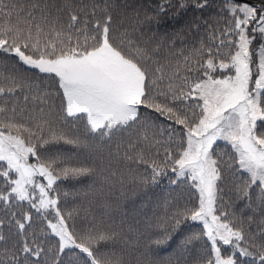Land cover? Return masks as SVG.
I'll list each match as a JSON object with an SVG mask.
<instances>
[{"label": "snow or ice", "instance_id": "obj_1", "mask_svg": "<svg viewBox=\"0 0 264 264\" xmlns=\"http://www.w3.org/2000/svg\"><path fill=\"white\" fill-rule=\"evenodd\" d=\"M209 8L218 11L205 18ZM129 19L142 33L178 27L149 49L131 38ZM202 26L207 45L173 51ZM165 39L175 63L158 58ZM218 140L231 146L227 159ZM113 161L133 173V194L183 178L196 202L169 211L166 201L142 247L104 218L77 231L59 182L107 184ZM0 162V203L30 206L10 213L14 242L0 233V264H264V0H163L151 14L135 0H0ZM225 189L252 213L239 226ZM189 220L201 229L180 237Z\"/></svg>", "mask_w": 264, "mask_h": 264}, {"label": "trees", "instance_id": "obj_2", "mask_svg": "<svg viewBox=\"0 0 264 264\" xmlns=\"http://www.w3.org/2000/svg\"><path fill=\"white\" fill-rule=\"evenodd\" d=\"M137 4L146 6L149 14L156 8V6L163 2V0H135ZM213 4H220L221 0H212ZM141 19H143V14L145 8H141ZM218 11L217 8H209L205 10L202 15L205 18H209ZM171 14V9L169 10ZM192 10L189 9V15L185 16V19L191 18ZM200 15V13H196ZM227 23L226 20H221L219 24L220 30H223L224 25ZM125 26L129 29L131 33V38L139 43L141 46H147L149 49L155 47L158 43L161 42L162 38L165 37V33H170L174 30L176 25L166 24L159 29L152 28L149 30L147 26H144L143 33L140 31H132L133 28L137 27L133 20L129 19L125 22ZM213 27L216 25L213 23ZM157 34L154 36L153 33ZM203 38L205 45L209 43V40L205 34V27L202 26L199 35L193 37L187 35L183 41L177 39L175 43V48L173 51L178 50L182 47L190 48L195 45L199 47L200 40ZM218 43V41H216ZM259 41L254 42L256 45ZM169 42L165 39L163 46L161 47L159 53L160 62L163 63L165 60H170L172 63L176 62V57L167 51ZM228 49H224L227 51ZM182 60V57L180 58ZM194 103V102H193ZM199 111V109H196ZM143 114H147L150 118H156L157 123L163 120L162 117L151 110L142 109ZM167 122H165L166 124ZM119 139L113 140L110 145L111 151L115 153L116 145L119 143ZM214 149L216 155L224 154V159L228 158V153H230L231 146L227 145L225 141L218 140ZM107 155V150L105 151ZM31 163L34 162L33 158L29 160ZM3 162H0L2 164ZM99 165V161H96ZM6 166V165H5ZM110 172H114L115 176H112L111 180L107 184L101 183L97 177H86L81 181H63L59 182V192L60 196V207L61 210L67 209H78L79 215L75 217V225L77 231H83L85 226L93 218L100 219L104 218L109 222H115L116 224L123 225V232L131 242H137L142 247L149 243V240L152 238V234L155 231V225L157 223V218L163 215L165 202H169V211L175 210L176 208H184L190 206L196 202L195 190L191 187V181L184 182L183 178L177 184L173 185L169 182V178H162L160 182L150 187L146 193L140 191L138 194H133L132 192V177L133 173L124 166L123 162L113 161ZM140 172H143V168L140 169ZM172 179H176L174 175L169 174ZM13 178H15L13 174ZM38 180L42 178L37 177ZM123 181V184H121ZM46 183V181H43ZM4 188L2 182H0V190ZM64 191H69L70 193H78L75 196H68L65 198L63 196ZM88 193L85 195V193ZM124 193L122 196L121 193ZM38 196V190L36 192ZM53 195H55L53 193ZM224 199L229 201L228 205H225L226 208H231L235 212L237 218V225L239 226V220H247V217L251 215V211L246 208L247 201L237 200L234 194H229L228 190L225 189ZM253 199H255V193L253 194ZM107 205V207H106ZM30 206L27 202L15 201L12 203L11 208L3 203H0V220L4 221L3 225H0V233L4 234L6 237H9L8 247L12 246L14 238L10 236L9 232V216L12 211L17 212L19 217L23 212L29 211ZM32 213L35 214V209H31ZM51 211V210H49ZM107 212V215H105ZM54 216V213H52ZM51 219V217H49ZM35 219V216H34ZM47 223V221H45ZM72 223L71 221L69 222ZM201 225L198 222L187 221L182 225V230L180 237L187 235L192 232H197L201 229ZM129 228L132 231H129ZM253 231H255V225H253ZM173 244V249L176 247V244L179 242V238ZM204 244V241L194 242L193 245L189 247L193 250L200 249ZM5 245L0 244V255L3 254V249ZM116 247L119 249L121 247L120 243H117ZM169 252L172 249L168 250ZM227 254V253H225Z\"/></svg>", "mask_w": 264, "mask_h": 264}, {"label": "rangeland", "instance_id": "obj_3", "mask_svg": "<svg viewBox=\"0 0 264 264\" xmlns=\"http://www.w3.org/2000/svg\"><path fill=\"white\" fill-rule=\"evenodd\" d=\"M259 43L260 42H258L256 45H254V46H252V45H250V47L251 48H254V49H256V53H254V55H253V59L255 60V61H257L258 62V49H259ZM254 71H255V69H254ZM233 74H234V72H233ZM222 141V140H221ZM30 162V161H29ZM31 163V162H30Z\"/></svg>", "mask_w": 264, "mask_h": 264}]
</instances>
